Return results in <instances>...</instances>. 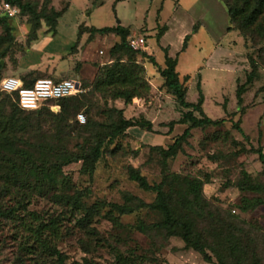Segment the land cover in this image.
<instances>
[{
    "label": "rangeland",
    "instance_id": "1",
    "mask_svg": "<svg viewBox=\"0 0 264 264\" xmlns=\"http://www.w3.org/2000/svg\"><path fill=\"white\" fill-rule=\"evenodd\" d=\"M22 1L36 13L52 18L56 12L61 16L54 30L41 20L40 28L33 33L31 24L35 20L29 14L16 9L12 17L7 15L11 31L5 33L0 26V65L5 67L0 69V79L13 77L4 70L16 67L22 59L40 64L42 55L52 58L55 54H70L72 58L73 47H81L91 34L81 38L83 32L120 25L131 30L130 47L133 41L148 39L150 53L159 64H163L161 47H169L168 54L178 56L180 79L189 78L186 102L197 103L200 83L203 112L212 120H224L216 127L192 129L177 156L164 165L159 148L167 149L186 126L176 124L182 109L163 88L156 87L147 94L141 91L142 97L137 99L140 102L126 109V119L150 120L153 131L131 128L109 143L105 135L107 128L117 122V115L91 90L93 81L78 76L81 65L67 60L60 63L62 73L72 67L59 80L80 82L82 92L73 96L79 105L77 109L72 107L65 124L56 117L57 105L43 107L38 115L30 114L37 131L35 138L29 137L30 142L51 145L59 154L77 153L80 146L89 151L98 137L105 138L93 173L82 172V162L63 167L69 184L59 185L56 192L64 195L63 199L57 205L53 199H38L29 207L58 219L62 238L53 246L61 253L63 264H116L113 250L140 256L141 264H264V165L254 153L261 149L264 154V39H244L239 31L228 32V14L218 0ZM164 27L166 33L156 44L157 33ZM186 37V48L180 52ZM89 38L92 40V35ZM110 42L97 36L89 43V54L106 50ZM248 58L257 63L258 77L238 106L235 93L251 71ZM146 77L143 73L140 78L146 81ZM156 78L162 83L158 75ZM79 114L89 123L87 130L75 122ZM99 125L105 128L100 130ZM129 167L138 170L150 185L163 182L175 216L192 223L194 239L203 245L207 258L186 248L180 238L167 237L154 227L161 221L160 214L140 208L138 201L150 205L155 194L139 189L129 180ZM175 176L179 180L198 178L206 182L202 193L207 205L203 209H189L184 200L185 186ZM1 186L2 183L0 207H9L12 202L2 196ZM112 205L125 206L133 212L118 216ZM111 215L118 218L119 226L110 222ZM139 225L144 231L139 230ZM25 237L18 219L0 217V264H59L55 257H45L39 250L31 254L23 245Z\"/></svg>",
    "mask_w": 264,
    "mask_h": 264
},
{
    "label": "trees",
    "instance_id": "2",
    "mask_svg": "<svg viewBox=\"0 0 264 264\" xmlns=\"http://www.w3.org/2000/svg\"><path fill=\"white\" fill-rule=\"evenodd\" d=\"M225 7L230 27L228 32L239 31L244 39L248 36L253 39H264V0H218ZM1 5L6 3L12 8L19 9L22 13H27L35 22L31 24V32L35 33L40 28V21L43 20L49 25V28L54 30L56 21L60 18V14L53 12L52 18L36 13V11L22 0H0ZM0 5V26L5 33H9L11 28L6 20L8 16L1 10ZM245 13V14H244ZM243 15L240 18V15ZM13 30V29H12ZM166 27L157 33L156 41L165 34ZM91 35L97 33L100 35L113 34L119 38V43L114 45L110 50V56L113 62L109 65H104L99 68L91 90L95 95H98L100 100L108 106L115 115L117 122L113 123L107 129L109 130L105 138L112 143L117 137L126 133L128 129L137 128L145 132L153 131V124L144 118L142 119H126L125 110L117 109L109 102L121 101L125 106L132 103L133 99H140L141 91L147 94L150 91L149 85L146 84L144 78H140L144 73L142 66L136 63L135 60L124 61V57L138 56L146 60L152 66L156 67L157 73L162 79V87L165 92L171 96L174 103L182 109L181 117L176 124L186 126L183 133L176 137L173 143L167 148H159V153L163 156V163L168 159H173L181 150L182 145L187 142L192 129L208 128L222 125L224 120H212L205 115L202 110L204 96L201 91L200 83L197 84L199 97L196 104L186 102V82L189 80L185 76L180 79L177 67V55L173 58L168 54V49H162L164 54V68L160 69L155 59L147 55L143 51H133L128 44V39L131 35L128 28L117 25L115 27H107L102 29H92ZM188 37L184 39L183 47L180 52H183L188 42ZM261 42V41H260ZM77 46L73 47L75 49ZM132 56H129V55ZM251 71L246 75L245 82L236 89L237 105L241 106L242 96L258 77V65L252 59L248 58ZM5 68L0 65V69ZM28 77V78H26ZM3 78V77H2ZM46 78L44 75L36 72H29L23 77L22 83L25 87H29L36 79ZM67 79V78H66ZM2 79H0L1 81ZM54 80V79H52ZM62 80V79H60ZM59 79L54 81H60ZM0 183L2 196L9 198L12 205L9 207H0V217L4 219H18L23 227V232L26 237L23 245L30 252L40 251L43 256L55 257L59 264H63L62 255L54 248V243L59 241L61 237L60 224L57 218L49 213L40 214L36 211L29 210V207L38 199H53L52 203L56 204L63 199L62 194H56L59 185L69 184L66 177L63 175L62 169L73 163L82 162V172L91 174L94 171L95 164L100 159L102 154V145L105 138H99L94 147L89 151L85 147L80 146V151L72 152H57L51 145L38 146L30 142V138L37 136L36 128L32 125L34 120L30 114L38 115L42 110L23 111L18 108L17 103L9 95L0 92ZM13 101V102H12ZM57 105L59 113L56 116L60 123L65 124L71 114V109H77L79 101L76 97H67L54 102H51L44 107H52ZM242 110V109H241ZM197 113L199 117H196ZM37 118V117H36ZM75 122L76 117H75ZM78 123V122H77ZM79 124V123H78ZM175 123H170L173 127ZM83 125L82 130L89 128V123ZM67 129V126L64 127ZM105 127L99 125L102 130ZM238 132L246 139L240 128ZM28 135V138L26 137ZM259 162L264 165V154L261 149L254 151ZM128 178L134 182L139 189L145 192H153L155 200L152 204L146 205L140 201V208H148L156 211L161 216V221L156 223L154 227L165 233L167 237H178L185 244L186 248H190L204 258L206 257L205 248L200 241L194 239L193 225L190 221L177 218L170 204V196L164 191L163 182L160 184L150 185L145 177L138 170L131 167L128 168ZM177 182H182L184 188V200L190 210L193 208L203 209L207 204L203 197L202 189L206 184L198 178L181 179L174 177ZM249 189H255L249 187ZM130 200H135L130 198ZM57 202V203H56ZM70 204L69 200H66ZM77 202V201H75ZM76 204V203H75ZM113 210L118 216L131 214V208L119 205H112ZM110 222L118 225V218L111 215ZM119 226V225H118ZM139 230L144 231V227L139 225ZM33 254V252L31 253ZM113 256L116 264H141V257L133 254H123L118 250H113ZM224 264V263H220Z\"/></svg>",
    "mask_w": 264,
    "mask_h": 264
},
{
    "label": "crops",
    "instance_id": "3",
    "mask_svg": "<svg viewBox=\"0 0 264 264\" xmlns=\"http://www.w3.org/2000/svg\"><path fill=\"white\" fill-rule=\"evenodd\" d=\"M87 34L89 35L90 32H83L81 34V38L84 35H87ZM89 36L86 39V41L83 42L81 47L77 46L74 49V51L71 52V54L73 55L72 58H70V56H71L70 54H67L65 56H63V55L61 56L60 54H55V55H53L54 57H52V58L51 57L46 58L45 56L42 55V60H41L40 64L39 63L38 64H34V63H30V62L29 63H25L24 59H22V62L24 64L20 60L19 64L16 67H12L11 69L7 68L4 71H5V73L6 72L8 73V71H9L11 76L16 77V78H18L20 80L23 79V77H25L27 75V73L32 72V71L36 72L38 74L44 75L46 78L48 77V78H51V79H56V78L59 79V78L65 77L66 76L65 73L72 67V66H70L68 68V70L65 71L64 73L61 72V69L59 67L60 63H62L63 61L67 60L69 63L71 62V64H79V65H81V69H80V72L78 73V76L81 77L82 79L88 78L90 80V82H92L94 80L99 68L103 67L104 65H109V64H111L113 62V59L110 56V50H111V48L114 45L119 43V38L116 37L113 34L100 35V34L95 33V34L92 35L93 39L90 40ZM97 36H101V38L103 40H109V41L112 40V42L107 43L106 50H100V51L97 52V54L93 53V54L90 55L89 54V49H88L89 43L93 42L96 39ZM144 36H151V35H149L148 33H145ZM162 37L160 38V40L162 39ZM141 39L143 40L142 45H140V43L138 42L140 51H143V52L147 53V55L152 56L154 58V55L152 53H150L149 44L147 43L149 40L148 39L145 40L143 38H141ZM160 40L158 42L159 44H160ZM158 43H156V44H158ZM161 48L162 49L166 48V49L169 50V47H161ZM168 53H169V51H168ZM81 55H82L83 58H81ZM155 61H156V59H155ZM136 63L139 64L140 66H142L143 69H144V73L147 76L146 77V81L148 82V85H149V88H150L149 93H152L154 90H157V88H161L162 87L163 81H162V83H159L157 78H156V76L158 75L156 67L152 66L150 63H148L146 60L141 59L140 57L137 59ZM177 64H178V62H177ZM149 65H151L154 68V70L149 69V67H148ZM157 65L160 67V69L164 68V54H163V64L157 63ZM176 71H177V67H176ZM84 72H88V73L84 74ZM154 72H155V74H154ZM26 78H28V77H26ZM133 102H140V101L137 100V99H134L132 101V104H133ZM109 104H113L114 107H116L117 109L125 110V114H126V111H127L126 110L127 107L131 106V104L128 105V106H125L123 104V102H121V101L109 102ZM120 106H122V107H120Z\"/></svg>",
    "mask_w": 264,
    "mask_h": 264
},
{
    "label": "built area",
    "instance_id": "4",
    "mask_svg": "<svg viewBox=\"0 0 264 264\" xmlns=\"http://www.w3.org/2000/svg\"><path fill=\"white\" fill-rule=\"evenodd\" d=\"M1 10L4 14L12 17L16 9L3 3ZM138 42L142 45L143 40L131 42V48L137 51ZM0 92L9 95L23 111H37L51 102L71 97L81 93L80 82L74 79H62L54 81L49 78L36 79L31 86L25 87L22 81L15 77H3L0 81ZM79 124L85 123L83 114L76 116Z\"/></svg>",
    "mask_w": 264,
    "mask_h": 264
},
{
    "label": "water",
    "instance_id": "5",
    "mask_svg": "<svg viewBox=\"0 0 264 264\" xmlns=\"http://www.w3.org/2000/svg\"><path fill=\"white\" fill-rule=\"evenodd\" d=\"M118 24H119V22H118Z\"/></svg>",
    "mask_w": 264,
    "mask_h": 264
}]
</instances>
